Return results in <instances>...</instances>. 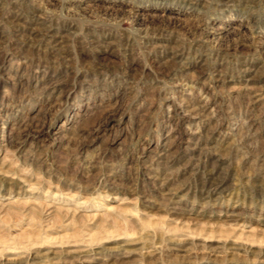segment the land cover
<instances>
[{
  "label": "rangeland",
  "instance_id": "1",
  "mask_svg": "<svg viewBox=\"0 0 264 264\" xmlns=\"http://www.w3.org/2000/svg\"><path fill=\"white\" fill-rule=\"evenodd\" d=\"M263 252L264 0H0V264Z\"/></svg>",
  "mask_w": 264,
  "mask_h": 264
},
{
  "label": "bare ground",
  "instance_id": "2",
  "mask_svg": "<svg viewBox=\"0 0 264 264\" xmlns=\"http://www.w3.org/2000/svg\"><path fill=\"white\" fill-rule=\"evenodd\" d=\"M75 251H77V250H75ZM87 251L88 250H82V252H81V250L79 251L80 253H83V255H85V253H87ZM57 254L56 252H53L52 254ZM75 253V252H74ZM263 255H264V252H263ZM262 255V256H263ZM76 256H78L77 254H76ZM80 256H82V254L80 255ZM80 256H78V257H80ZM57 257V256H56ZM54 258V257H53ZM56 259V258H55ZM80 261H82V262H84V263H89V262H87V260H80ZM89 261V260H88ZM68 263V261H66V260H64L63 262H61V264H67Z\"/></svg>",
  "mask_w": 264,
  "mask_h": 264
}]
</instances>
